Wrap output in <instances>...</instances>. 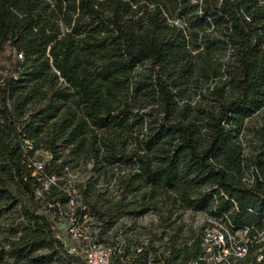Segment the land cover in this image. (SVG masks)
I'll return each instance as SVG.
<instances>
[{
	"label": "trees",
	"instance_id": "1",
	"mask_svg": "<svg viewBox=\"0 0 264 264\" xmlns=\"http://www.w3.org/2000/svg\"><path fill=\"white\" fill-rule=\"evenodd\" d=\"M2 59L0 214L10 180L33 205L13 264L55 244L81 264L54 235L58 209L34 205L37 148L50 154L37 170L48 178L80 161L137 166L118 176L117 191L144 190V204L162 199L171 213L215 208L234 225L263 226L264 175H244L238 135L264 109V0H0V68ZM144 62L147 73L136 75ZM189 90L200 100L192 104ZM101 175L78 184L84 202ZM50 185L53 204L69 201L63 181ZM198 249H173L169 262L186 264Z\"/></svg>",
	"mask_w": 264,
	"mask_h": 264
},
{
	"label": "rangeland",
	"instance_id": "2",
	"mask_svg": "<svg viewBox=\"0 0 264 264\" xmlns=\"http://www.w3.org/2000/svg\"><path fill=\"white\" fill-rule=\"evenodd\" d=\"M0 68V83L7 74L8 62L2 59ZM149 63L144 62L136 67V75H143L149 69ZM16 75V74H15ZM192 96V104L200 100L199 92L195 93L189 90ZM205 92V90H203ZM211 97L205 98L202 105L211 103ZM2 120L0 119V124ZM245 127L238 135V140L243 146V154L247 158V165L244 175L252 182L257 172L264 175V109L258 111L251 117L247 118L244 123ZM205 130H202V134ZM50 154L44 148H37L35 153L30 157L29 162L38 167L45 162H50ZM262 161V162H259ZM121 169V170H120ZM35 170L32 175L37 176L38 181L42 184L36 192V202L39 212L49 215L55 206H51L55 199L59 198L56 190L51 189V180L46 174L40 175ZM101 170V177L96 183L98 189L89 202H84L78 184L95 175ZM65 172L61 176H56V181H63L60 189L66 190L76 189L80 199L87 204L91 213L98 218L97 212L105 214L104 223L111 228L112 231L122 230L124 235L130 239L131 243L139 242L145 237L155 236L165 240V238L173 245L169 248L170 257L173 249H182L185 246L195 244V235L204 223L202 214L191 208H175L170 212L171 206H166L162 199L159 202H149L148 205L142 201L143 191L136 194H125L117 191L116 179L120 174L129 171H138L136 167L130 165L123 166H105L102 169L94 167L92 161H80L78 164H69L65 168ZM105 172L113 176L111 180L104 177ZM65 180V182H64ZM252 180V181H251ZM11 199L4 203V211L0 214V264H13L16 259L14 250L11 245L17 237L28 228V218L26 211H32L33 205L29 201V197L25 195L23 189L15 182L10 180L9 184ZM136 196V197H135ZM151 203V204H150ZM65 209L67 204L60 203ZM145 210L141 215L135 212ZM151 211V212H150ZM111 236V235H109ZM185 253L179 255V259L185 257ZM27 264H78L69 259L64 252L55 244L47 246L30 255Z\"/></svg>",
	"mask_w": 264,
	"mask_h": 264
},
{
	"label": "built area",
	"instance_id": "3",
	"mask_svg": "<svg viewBox=\"0 0 264 264\" xmlns=\"http://www.w3.org/2000/svg\"><path fill=\"white\" fill-rule=\"evenodd\" d=\"M50 179L57 185L55 175ZM65 191L67 209L51 204L58 209L52 215L54 235L81 264H170V240L150 236L131 243L122 230L114 232L95 217L76 189ZM212 211H198L204 219L194 239L199 249L186 264H264V219L262 227H241L233 224L228 212Z\"/></svg>",
	"mask_w": 264,
	"mask_h": 264
}]
</instances>
